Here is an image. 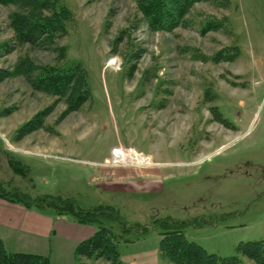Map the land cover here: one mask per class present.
I'll use <instances>...</instances> for the list:
<instances>
[{"label":"rangeland","instance_id":"obj_1","mask_svg":"<svg viewBox=\"0 0 264 264\" xmlns=\"http://www.w3.org/2000/svg\"><path fill=\"white\" fill-rule=\"evenodd\" d=\"M60 1L73 16L65 34L11 53L18 8L0 3V71L12 73L0 81V179L85 209L114 205L131 223L205 221L186 229L190 241L249 264L237 246L264 240V0H204L170 31L151 29L137 0ZM23 61L35 70L20 74ZM77 64L92 96L66 116L65 100L31 79ZM41 113L42 128L19 136ZM12 158L26 164L25 176ZM127 169L156 174L137 177L136 189L110 184ZM161 238L151 230L120 243L121 260L172 264Z\"/></svg>","mask_w":264,"mask_h":264},{"label":"trees","instance_id":"obj_2","mask_svg":"<svg viewBox=\"0 0 264 264\" xmlns=\"http://www.w3.org/2000/svg\"><path fill=\"white\" fill-rule=\"evenodd\" d=\"M202 1L204 0H137V3L151 29L170 31L179 27L190 9ZM0 3L18 8V12L11 16L10 24L15 36L13 44L5 45L8 53L27 45L32 47L48 45L57 37L63 36L67 23L73 20L72 13L60 0H0ZM30 69L28 61H23L18 66L20 74ZM10 76L12 73L0 71V81ZM31 82L36 90L64 99L67 105L66 116L80 110L92 96L88 75L78 64L69 68L59 66L41 68ZM41 115L43 116V113L22 126L18 131L19 136L41 129L43 121L35 123ZM25 165L20 159L12 158L9 162L11 169L21 176H25L23 172ZM26 168L27 171H31L28 165ZM29 180L32 182V179ZM31 185L35 189L33 183ZM0 198L19 202L27 208L52 209L59 216L70 215L79 224L94 226L96 230L93 236L81 241L76 247L75 255L79 260L96 258L104 259L108 264H124L120 257L119 244L134 243L154 230L162 236L159 244L160 254L172 264H246L237 255L221 257L209 253L187 238L188 227H202L205 221L202 223L196 219L178 221L166 217L157 218L149 224L131 223L114 205L99 204L85 209L73 198L50 194L34 195L13 181L5 182L1 179ZM237 252L249 260V264H264V240L241 242L237 246ZM0 264H50V259L41 255L9 252L4 242L0 240Z\"/></svg>","mask_w":264,"mask_h":264},{"label":"crops","instance_id":"obj_3","mask_svg":"<svg viewBox=\"0 0 264 264\" xmlns=\"http://www.w3.org/2000/svg\"><path fill=\"white\" fill-rule=\"evenodd\" d=\"M155 174L136 169L114 171L116 179L110 184L136 189L138 178ZM152 183L141 181L143 188ZM94 232L95 228L79 224L73 216H59L52 209L27 208L0 198V240L9 252L45 256L50 264H79L76 247Z\"/></svg>","mask_w":264,"mask_h":264},{"label":"built area","instance_id":"obj_4","mask_svg":"<svg viewBox=\"0 0 264 264\" xmlns=\"http://www.w3.org/2000/svg\"><path fill=\"white\" fill-rule=\"evenodd\" d=\"M124 150H126V149H124ZM127 150H130V151H135V150H133V149H127ZM137 154H139V155H142L144 158H146L147 160H150V162H151V159H150V157H147V156H145V155H143V154H141V153H138L137 151H135ZM112 153H113V151H112ZM132 166V165H131ZM134 167V166H133Z\"/></svg>","mask_w":264,"mask_h":264}]
</instances>
